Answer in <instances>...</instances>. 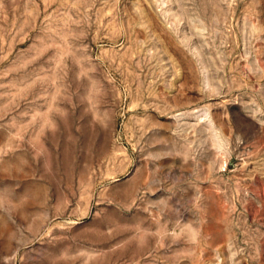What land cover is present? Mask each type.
<instances>
[{
  "label": "rangeland",
  "instance_id": "1",
  "mask_svg": "<svg viewBox=\"0 0 264 264\" xmlns=\"http://www.w3.org/2000/svg\"><path fill=\"white\" fill-rule=\"evenodd\" d=\"M0 264H264V0H0Z\"/></svg>",
  "mask_w": 264,
  "mask_h": 264
}]
</instances>
